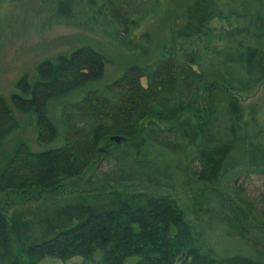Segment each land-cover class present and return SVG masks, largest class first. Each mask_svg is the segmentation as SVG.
Returning a JSON list of instances; mask_svg holds the SVG:
<instances>
[{"label":"trees","instance_id":"1","mask_svg":"<svg viewBox=\"0 0 264 264\" xmlns=\"http://www.w3.org/2000/svg\"><path fill=\"white\" fill-rule=\"evenodd\" d=\"M168 9L157 56L124 67L113 82L98 85L106 58L80 45L40 61L0 97V147L22 117L40 148L13 149L0 166V194L44 193L84 174L86 188L98 191L92 200L15 213L8 226L0 211V264H19L12 243L41 253L34 264L43 256L61 264H264V192L251 197L240 184L264 180V115L250 108L245 118L237 98L264 84V0H0V26L6 18L34 31L68 26L147 57L152 40L143 28ZM184 114L199 121L144 124ZM173 145L176 169L164 161V147ZM134 182L191 193L215 188L246 227L244 250L220 256L197 244L176 204L161 196L104 192ZM209 211L227 216L223 204Z\"/></svg>","mask_w":264,"mask_h":264},{"label":"rangeland","instance_id":"2","mask_svg":"<svg viewBox=\"0 0 264 264\" xmlns=\"http://www.w3.org/2000/svg\"><path fill=\"white\" fill-rule=\"evenodd\" d=\"M169 16L170 9L166 10L162 16L159 15L149 20L144 26L143 30L149 32L152 40L151 51L147 57L118 52L110 48L98 37L68 26H55L44 31H34L27 27H22L19 23L9 22L10 18H6L5 24L0 26V97L7 99L13 92L15 81L23 73L31 71L40 61L52 58L59 53L80 45H89L105 56L104 77L98 85L102 86L111 83L121 75V70L124 67L135 63H149L157 56L165 35V22ZM6 22L10 26H7ZM73 97L75 95L66 98V100ZM237 98L245 118H247L250 108L257 109L259 113L264 115V84L253 88L248 93L237 95ZM56 115L57 106L53 103L49 107V116L54 123L57 122ZM18 120V131L6 139L0 147V166L4 164L9 154L19 143H25L32 151L40 150L35 144V135L31 125L25 118L20 117ZM148 121L155 122L161 129H168L180 122L192 125L196 124L199 121V116L184 114L177 118H152L144 121V124ZM47 147L49 148L51 145ZM164 149V161L166 164L171 162L172 167L176 169L177 158L173 156L174 151L177 150L176 146L173 145L171 148L164 147ZM161 166H163V162L160 164ZM180 166H185V163L181 162ZM173 168L171 169V174L181 179V172ZM87 177L88 174L81 175L64 182L59 188L48 190L44 193L32 191L26 194H0V211L5 225L8 226L11 217L15 213H34L37 209L41 210L44 207L51 208L49 206L52 204L70 199L92 200L98 191L97 188H86L85 182ZM240 184H243L247 194L251 197L264 192V180L258 179L256 176H249L245 181H240ZM117 186L108 185L106 187L107 190L104 192H113L111 190L116 188L118 191L115 192L121 194L122 197L150 194L173 201L179 209L182 220L191 226L195 242L200 245H207L209 243L220 256L234 254L240 249L244 250L240 236V230L244 227V224L240 221L238 213L230 208L225 201V197L219 191H216L215 188L191 193L156 190L151 189L145 183L135 182ZM212 204H223L227 216L216 215L209 211ZM12 250L13 256L16 257L15 260L19 264H34L36 259L42 258L41 253L38 256L24 254L23 245L20 244L12 243ZM40 264H61V262L43 256ZM176 264H179V261Z\"/></svg>","mask_w":264,"mask_h":264},{"label":"water","instance_id":"3","mask_svg":"<svg viewBox=\"0 0 264 264\" xmlns=\"http://www.w3.org/2000/svg\"><path fill=\"white\" fill-rule=\"evenodd\" d=\"M110 140H111L112 142H115V143L118 144V145H119L120 143H122V142L125 141L124 138H120V137H111Z\"/></svg>","mask_w":264,"mask_h":264}]
</instances>
